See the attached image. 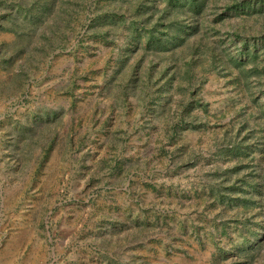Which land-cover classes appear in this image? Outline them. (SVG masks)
Returning a JSON list of instances; mask_svg holds the SVG:
<instances>
[{"label":"rangeland","instance_id":"1","mask_svg":"<svg viewBox=\"0 0 264 264\" xmlns=\"http://www.w3.org/2000/svg\"><path fill=\"white\" fill-rule=\"evenodd\" d=\"M217 1L208 18L224 16L229 51L243 40L264 46L255 12L264 0L231 10L237 0ZM82 19L48 57L31 48L14 56L15 33L0 30V264H241L232 250L240 224L220 212L211 187L237 160L224 147L247 148L242 173L261 160L264 83L194 79L190 118L174 128L180 96L169 116L130 84L148 58L129 44L128 21L103 37ZM46 111L58 114L37 123ZM261 253L252 264H264Z\"/></svg>","mask_w":264,"mask_h":264},{"label":"trees","instance_id":"2","mask_svg":"<svg viewBox=\"0 0 264 264\" xmlns=\"http://www.w3.org/2000/svg\"><path fill=\"white\" fill-rule=\"evenodd\" d=\"M212 2L216 4L218 1L122 0L115 5L111 0H97L96 3L90 0H0V6L5 9L0 13V30L15 33L14 56L31 48L48 57L56 49L65 47L70 32L82 24V16L90 19L88 32L103 37L118 28L115 23L128 21L129 44L142 50V62L148 58L146 65L138 63V69L133 70L130 84L133 87L138 85V89L142 87L138 94L140 100L162 105L166 115L171 116L173 103L177 100L175 111L178 108L184 110L180 111L177 127L174 125L178 129L185 119L190 118L186 110L196 101L191 99L197 92L194 79L217 72L230 75L234 84L248 89L254 82L264 83V60L261 58L264 46L257 50L255 44L252 48L253 43L243 40L236 53L229 51L221 40L222 29L218 27L224 16L215 10L217 15L208 18L211 12L214 13L210 7ZM248 3L252 2L237 0L225 10L249 6ZM263 10L264 7H260L255 12L264 15ZM261 25L264 32V24ZM228 34L232 35L231 32ZM22 73L26 81L28 68ZM175 94L180 96L176 100ZM261 107L264 117V106ZM57 114V111H46L39 116L37 123L52 120ZM260 126L263 132L264 123ZM228 134L227 130L226 136ZM250 137L253 135L243 137L244 144ZM232 145L224 150L236 154V163L225 171L227 175L220 183L211 187L212 194L217 202H221L220 212L225 215L232 211L233 220L240 224L239 235L243 239L233 245L232 250L238 258L235 261L252 264L262 255L264 248V238L258 239L261 232L257 227H264L263 220L257 219L259 214L264 219V151H261V160L252 165L254 169L245 174L241 171L247 165V148L236 143Z\"/></svg>","mask_w":264,"mask_h":264}]
</instances>
